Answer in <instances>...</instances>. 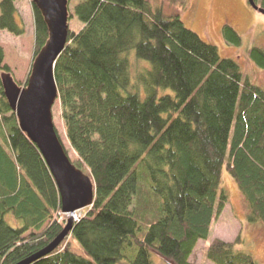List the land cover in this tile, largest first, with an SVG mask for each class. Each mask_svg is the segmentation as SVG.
I'll return each instance as SVG.
<instances>
[{
    "label": "trees",
    "instance_id": "1",
    "mask_svg": "<svg viewBox=\"0 0 264 264\" xmlns=\"http://www.w3.org/2000/svg\"><path fill=\"white\" fill-rule=\"evenodd\" d=\"M68 1L69 23L76 17L83 27L69 28L57 59L55 105L75 158L56 129L91 178L94 200L56 249L29 264H154L156 256L194 264L200 241L213 264H258L240 234L234 241L211 234L229 201L225 171L248 221L264 226V88L178 10L165 13L148 0ZM31 5L33 64L49 30ZM24 26L16 0H0V29L25 36ZM223 33L242 45L233 26ZM132 55L142 63L137 71ZM249 57L264 69V47ZM4 60L0 46V264H20L48 247L66 218L50 169L5 96L1 74L11 70Z\"/></svg>",
    "mask_w": 264,
    "mask_h": 264
},
{
    "label": "rangeland",
    "instance_id": "2",
    "mask_svg": "<svg viewBox=\"0 0 264 264\" xmlns=\"http://www.w3.org/2000/svg\"><path fill=\"white\" fill-rule=\"evenodd\" d=\"M148 1L153 7L161 6L165 13L178 10L188 28L198 33L205 41L217 46L222 57L236 60L241 65L244 75L264 88V69L249 57V51L253 47H264V14L251 7L248 0H186L182 6L176 5L171 0ZM18 2L19 10L18 8L17 10L18 13L20 12L22 23L28 33L24 37H17L3 30L6 32H0V44L5 47L8 62L11 64L9 68L14 79L20 86H26L23 83L31 72L34 55V21L31 0H18ZM23 2H25V8H23ZM226 24L233 26L239 32L242 37L241 46H236L226 40L223 33V27ZM69 27L78 31L83 27V23L75 17L70 21ZM17 53L18 58L15 57ZM29 58H32L31 63L26 73L22 74L23 63L25 60L29 61ZM131 58L133 71H137L141 68L142 63L136 61L133 55ZM143 63L147 64L144 61ZM53 114L55 125L65 147L69 150L71 158H75L66 139L57 105L53 107ZM222 187L228 193L229 201L214 226L212 238L234 241L240 234L243 240L242 248L250 251L258 264H264V226L260 222L250 223L248 221L249 209L242 192L226 171L223 173ZM82 212L83 210L77 213L75 220L81 216ZM68 216L70 215L63 213L64 218L67 219ZM68 241L71 243L72 251L82 254V250L76 242L70 237H68ZM206 246L207 242L200 241L194 254L190 257V261L194 264H213L205 257ZM154 264L168 263L163 258L156 256Z\"/></svg>",
    "mask_w": 264,
    "mask_h": 264
},
{
    "label": "water",
    "instance_id": "3",
    "mask_svg": "<svg viewBox=\"0 0 264 264\" xmlns=\"http://www.w3.org/2000/svg\"><path fill=\"white\" fill-rule=\"evenodd\" d=\"M248 1L251 7L264 14V7L256 0ZM33 2L44 16L49 38L33 61L26 86H20L10 72L1 74V83L20 128L38 146L50 169L59 190L62 212L70 216L62 232L48 247L20 264H29L56 249L71 232L77 213L91 206L94 200L91 178L71 161L54 122L53 107L58 98L55 66L67 44L69 1Z\"/></svg>",
    "mask_w": 264,
    "mask_h": 264
},
{
    "label": "crops",
    "instance_id": "4",
    "mask_svg": "<svg viewBox=\"0 0 264 264\" xmlns=\"http://www.w3.org/2000/svg\"><path fill=\"white\" fill-rule=\"evenodd\" d=\"M25 4V2H23V4L22 5H24ZM16 6H18L17 8H18V10H19V2H18V0H16ZM25 6L26 5H24L23 6V8H25ZM21 15H20V12L18 13V19H19V22L21 21L22 22V19H21V17H20ZM0 32L1 33H5L6 31H3V30H1L0 29ZM26 33H28V30L26 29ZM33 33V32H32ZM17 37H24V36H17ZM18 45V44H17ZM0 46H2L1 44H0ZM3 47V49H4V51H5V47L4 46H2ZM32 54H33V51H32ZM32 54H31V56H32ZM18 53L15 55V57H17L18 58ZM30 59V58H29ZM32 59V58H31ZM31 59L28 61V60H25L24 61V63H23V70H22V74H25L26 73V71H27V68H28V66H29V64L31 63L30 61H31ZM4 64H6V65H8V66H11V64L8 62V58H7V54H6V51H5V60H4ZM78 254H80V253H78Z\"/></svg>",
    "mask_w": 264,
    "mask_h": 264
}]
</instances>
